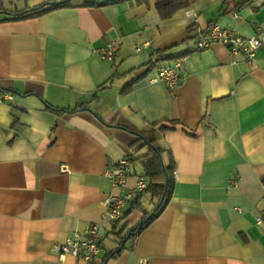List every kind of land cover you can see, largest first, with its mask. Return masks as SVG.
<instances>
[{
	"label": "crops",
	"instance_id": "crops-1",
	"mask_svg": "<svg viewBox=\"0 0 264 264\" xmlns=\"http://www.w3.org/2000/svg\"><path fill=\"white\" fill-rule=\"evenodd\" d=\"M6 1L17 13L50 0ZM81 1L0 20V84L12 95L0 101V264H87L59 257L54 245L91 223L104 232L92 261L101 264L123 235L121 219L103 218L105 200L143 173L131 162L126 186L112 188L106 170L147 148L136 133L151 131L172 159L169 201L105 264H264V223H255L264 211V45L250 64L220 44L192 49L197 28L211 23L264 32V0H196L164 20L155 0ZM118 38L113 59H102ZM178 57L182 80L168 90L157 69ZM148 194L128 202L122 218L152 211Z\"/></svg>",
	"mask_w": 264,
	"mask_h": 264
},
{
	"label": "built area",
	"instance_id": "built-area-1",
	"mask_svg": "<svg viewBox=\"0 0 264 264\" xmlns=\"http://www.w3.org/2000/svg\"><path fill=\"white\" fill-rule=\"evenodd\" d=\"M235 18H239L238 13H234ZM197 22V20H195ZM120 39H110L101 49L100 57L105 60H112L114 54L120 47ZM143 45L136 46L135 50L140 52ZM213 44L224 46L231 54L243 55L245 62L250 64L254 61L259 47L264 45V32L258 31L256 34L244 36L235 29H228L211 23L207 28L198 27L197 34L192 44L193 50H202L212 47ZM183 57H178L171 64L161 66L157 69V79L163 81L168 90H173L182 80ZM12 100L10 93L0 95V101ZM65 169V168H64ZM132 173L131 161L125 157L119 162L111 164L106 170V176L112 188L126 186L127 177ZM174 174V170L172 172ZM233 185L237 184V179H230ZM148 186L147 178L143 174L135 176V183L132 188H128L125 194L117 196L109 195L105 200L106 212L104 219L111 222L122 219L128 202L132 201L136 195L146 192ZM238 212L240 211L237 208ZM257 225L264 223V211H261L255 218ZM104 232L101 223H91L86 226L81 233H74L63 243L54 245V250L59 257L70 254L77 259L85 261L87 264L100 253Z\"/></svg>",
	"mask_w": 264,
	"mask_h": 264
},
{
	"label": "trees",
	"instance_id": "trees-1",
	"mask_svg": "<svg viewBox=\"0 0 264 264\" xmlns=\"http://www.w3.org/2000/svg\"><path fill=\"white\" fill-rule=\"evenodd\" d=\"M117 0H113L112 2H115ZM138 2H143L147 0H137ZM196 0H155V9H157V13L161 19H168L171 18V16L177 12L180 9H184L191 5ZM228 1V0H227ZM80 5H95L93 2L88 1H81ZM72 6V0H61V1H55V4L53 5H47L46 3L39 4L33 8L22 10L17 13L10 12L6 10L3 6V0H0V20H18L29 18V17H35L38 15H41L43 13H46L48 11L63 8V7H69ZM135 79L133 80V82ZM132 81H129L125 86L122 88V92H127V90L130 88ZM10 89L3 87L0 84V93H10ZM48 109L55 113H65V112H75L80 109L75 108L73 110H66V109H59V108H53L50 106H47ZM95 117L100 120L103 124L109 126H122L124 129H127L128 131L131 130L130 127L123 123H116L115 120L104 122L102 119H100L96 114H94ZM137 140H142L143 143L147 146L146 153L136 156L133 159L130 158L131 162H138L141 166L142 174L147 178L148 186L147 190L152 194V196L158 198V202L154 208H152V211L150 212H143L145 214V217L147 215H150V217L142 222L135 224L134 226H131L126 234L120 235L119 239V245L121 241L128 235V239H126V242L130 239H132L137 233H139L143 228H145L151 221L156 218L164 209V207L167 205L171 189L173 185V179H172V171H173V165H172V159L171 157L168 159V162H165L163 159V153L164 150L160 148L154 138L153 131L151 132H137ZM161 158L162 164L160 163L159 159ZM264 184V180H263ZM135 207H138V202L134 203ZM125 242V243H126ZM125 245V244H124ZM124 246L118 250H111L108 251L101 262L103 264L105 259H111L114 258L116 254H118ZM89 264H94L92 261Z\"/></svg>",
	"mask_w": 264,
	"mask_h": 264
},
{
	"label": "rangeland",
	"instance_id": "rangeland-1",
	"mask_svg": "<svg viewBox=\"0 0 264 264\" xmlns=\"http://www.w3.org/2000/svg\"><path fill=\"white\" fill-rule=\"evenodd\" d=\"M9 1L7 0L5 3V6H10L9 5ZM6 7V8H7ZM9 8V7H8ZM14 10V9H12ZM147 150L146 147H141L138 151L135 152V154H133L134 156H138L141 155L143 153H145ZM135 169L137 170V172H140L141 170V166L140 164L136 161L133 163ZM150 193V192H149ZM147 199V200H146ZM155 201V203H154ZM144 206L147 209H152L156 206L157 201L156 200H152L151 198V194H148V196L145 198L144 202H143ZM155 204V205H154ZM145 217V215L143 214V212H141L140 210H138L137 208H134L131 210V212H129V214L126 216V218H122L118 224H117V233H123L126 234L127 230L129 227L134 226L135 224L139 223L142 221V219ZM113 235L109 234L107 239L105 240L106 245L108 246L109 244V240L113 239Z\"/></svg>",
	"mask_w": 264,
	"mask_h": 264
},
{
	"label": "water",
	"instance_id": "water-1",
	"mask_svg": "<svg viewBox=\"0 0 264 264\" xmlns=\"http://www.w3.org/2000/svg\"><path fill=\"white\" fill-rule=\"evenodd\" d=\"M46 4L47 5H53V4H55V1H49V2H46ZM86 110H88V108H85ZM159 161H160V163L162 164V160H161V158L159 159ZM150 217V215H147L145 218H144V220L142 221V222H144L145 220H147L148 218ZM128 235H126V237L121 241V243H120V245H119V247H118V250L119 249H121L123 246H124V244H125V242H126V239H128V237H127ZM106 261H107V259H105L104 260V262H103V264H105L106 263Z\"/></svg>",
	"mask_w": 264,
	"mask_h": 264
}]
</instances>
